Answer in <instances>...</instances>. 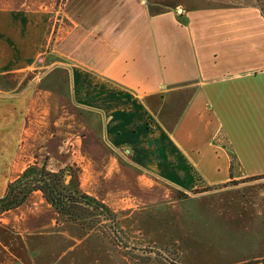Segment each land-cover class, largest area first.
Returning a JSON list of instances; mask_svg holds the SVG:
<instances>
[{
    "label": "crops",
    "instance_id": "crops-1",
    "mask_svg": "<svg viewBox=\"0 0 264 264\" xmlns=\"http://www.w3.org/2000/svg\"><path fill=\"white\" fill-rule=\"evenodd\" d=\"M182 1L64 0L53 38L50 11L0 6V197L73 167L111 214L212 198L184 211L264 220V0ZM10 212L21 235L56 226L38 191Z\"/></svg>",
    "mask_w": 264,
    "mask_h": 264
},
{
    "label": "rangeland",
    "instance_id": "rangeland-1",
    "mask_svg": "<svg viewBox=\"0 0 264 264\" xmlns=\"http://www.w3.org/2000/svg\"><path fill=\"white\" fill-rule=\"evenodd\" d=\"M225 1L232 3L234 0ZM63 2L0 0V6L50 11L49 30L53 38ZM161 3L166 7L183 1L161 0ZM42 57L36 58L32 76L45 71L40 68L44 66L40 61ZM176 197L178 200L181 196L177 194ZM235 198L245 200L247 194L241 191ZM224 200L227 201V197ZM213 202L212 198L185 202L178 206L175 216L171 215L170 205L143 209L134 214L116 212L111 216L112 223L100 222L92 231L57 217L56 226L41 236L19 234L8 223L19 213L2 212L0 264H159L156 255L179 264H238L241 260L264 257V220L252 221L246 225V230L244 227L239 229L241 225L234 221L226 223L228 218L221 220L200 215L193 218L194 215L184 211H190V208L206 211ZM256 211L248 207L243 216L249 218L247 216L255 215ZM212 215L206 213L205 216ZM147 257H151V261L146 263Z\"/></svg>",
    "mask_w": 264,
    "mask_h": 264
},
{
    "label": "trees",
    "instance_id": "trees-1",
    "mask_svg": "<svg viewBox=\"0 0 264 264\" xmlns=\"http://www.w3.org/2000/svg\"><path fill=\"white\" fill-rule=\"evenodd\" d=\"M38 191L58 218L77 224L85 231H92L100 222H113L112 214L100 202L83 193L79 186L78 169L65 167L50 171L43 165L27 167L0 197V213L20 207ZM198 192V191H197ZM159 264H179L156 255ZM151 257L144 259L150 262Z\"/></svg>",
    "mask_w": 264,
    "mask_h": 264
}]
</instances>
